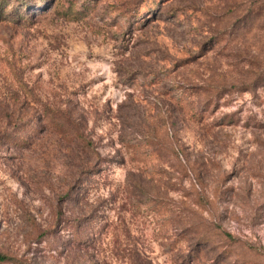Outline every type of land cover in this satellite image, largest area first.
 Masks as SVG:
<instances>
[{"label": "rangeland", "instance_id": "1", "mask_svg": "<svg viewBox=\"0 0 264 264\" xmlns=\"http://www.w3.org/2000/svg\"><path fill=\"white\" fill-rule=\"evenodd\" d=\"M0 264H264V0H0Z\"/></svg>", "mask_w": 264, "mask_h": 264}, {"label": "trees", "instance_id": "2", "mask_svg": "<svg viewBox=\"0 0 264 264\" xmlns=\"http://www.w3.org/2000/svg\"><path fill=\"white\" fill-rule=\"evenodd\" d=\"M8 260H10V259L8 258V256H6V255H4V254H2V253L0 252V261H8Z\"/></svg>", "mask_w": 264, "mask_h": 264}]
</instances>
